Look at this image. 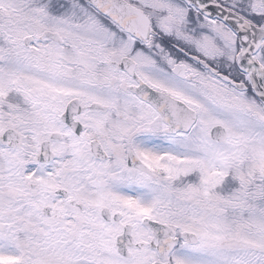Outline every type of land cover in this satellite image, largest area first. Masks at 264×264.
I'll list each match as a JSON object with an SVG mask.
<instances>
[{
  "label": "snow or ice",
  "instance_id": "snow-or-ice-1",
  "mask_svg": "<svg viewBox=\"0 0 264 264\" xmlns=\"http://www.w3.org/2000/svg\"><path fill=\"white\" fill-rule=\"evenodd\" d=\"M0 264H264V0H0Z\"/></svg>",
  "mask_w": 264,
  "mask_h": 264
}]
</instances>
